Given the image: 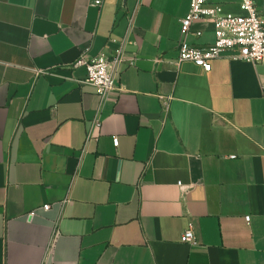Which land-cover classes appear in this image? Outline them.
Returning <instances> with one entry per match:
<instances>
[{"label": "crops", "instance_id": "1", "mask_svg": "<svg viewBox=\"0 0 264 264\" xmlns=\"http://www.w3.org/2000/svg\"><path fill=\"white\" fill-rule=\"evenodd\" d=\"M94 1L0 0V264H264V62L173 63L190 0ZM82 52L124 59L103 102Z\"/></svg>", "mask_w": 264, "mask_h": 264}, {"label": "built area", "instance_id": "2", "mask_svg": "<svg viewBox=\"0 0 264 264\" xmlns=\"http://www.w3.org/2000/svg\"><path fill=\"white\" fill-rule=\"evenodd\" d=\"M101 0H95L94 5L99 6ZM240 13H222L220 6L213 0H190V8L185 18L180 20V29L182 40L178 46V56L173 63L179 65L184 61H191L203 69H208L213 60L219 58L226 51H235L233 59H240L251 62L255 65L264 62V18H262L255 6L254 0H239ZM133 18L130 17V22ZM208 21L212 24L214 41L204 46L196 47L187 41V36L192 33V26L196 22ZM124 61L121 55L108 57L105 54H99L94 57H87L82 52L73 63L72 68L79 66L85 67V76L76 79L78 84H87L95 89L96 95L105 101L111 91L115 89V80L120 64ZM44 71H36V73ZM264 93V84L261 86ZM164 111L168 109V97H161ZM100 125V118L96 117L92 121V127ZM91 139L89 133L86 137V143ZM114 147L118 146V138L113 137ZM85 152V147L77 151V158L80 161ZM180 188H184L178 183ZM70 199H65L61 205L69 203ZM50 204L42 206L44 211L50 209ZM35 211H31L28 216H34ZM249 220V217H246ZM59 221L53 222L52 226V243L59 236ZM180 241L193 245L196 243L195 234L191 225L186 228L181 236Z\"/></svg>", "mask_w": 264, "mask_h": 264}]
</instances>
